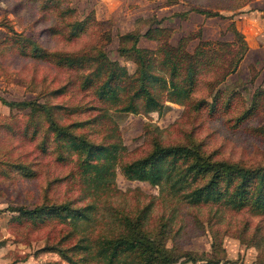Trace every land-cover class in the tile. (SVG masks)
<instances>
[{
	"label": "rangeland",
	"instance_id": "obj_1",
	"mask_svg": "<svg viewBox=\"0 0 264 264\" xmlns=\"http://www.w3.org/2000/svg\"><path fill=\"white\" fill-rule=\"evenodd\" d=\"M241 1L0 0V21L50 55L48 60L34 57L33 44L19 45L15 35L0 27V98L50 108L33 111L0 102V264H105L95 255L101 240L127 234L137 218L140 231L178 255L206 256L221 260L219 264H264V215L210 198L189 203L167 184L129 180L121 172L124 163L151 152L155 142L200 144L215 160L264 166V11H239ZM189 5L220 15H188ZM76 21H82L85 31L71 36L70 25ZM159 23L171 27L172 45L182 38L192 53L202 41L209 55L217 54L198 74L190 98L183 105L167 102L160 112H144L142 104L138 113L121 111L135 84L124 77L116 82L118 101L115 93L108 94V101L98 98L102 77L93 74L94 56L87 53L103 49L135 76L133 56L118 51L119 38L129 32L143 34ZM234 29L244 35L248 49L227 74L241 52ZM151 41L140 37L138 47L156 50ZM55 54L71 57L72 65L57 66ZM84 54L77 64V56ZM151 91L165 98L161 86ZM52 121L76 125L68 131L107 146L112 154L85 165L83 152L55 138ZM63 203L81 209L83 216L33 217L10 210ZM200 263L187 262L184 256L173 264ZM114 264H139V257L122 253Z\"/></svg>",
	"mask_w": 264,
	"mask_h": 264
},
{
	"label": "trees",
	"instance_id": "obj_2",
	"mask_svg": "<svg viewBox=\"0 0 264 264\" xmlns=\"http://www.w3.org/2000/svg\"><path fill=\"white\" fill-rule=\"evenodd\" d=\"M45 1L52 2L53 0ZM251 1L242 0L236 7L237 9L241 8ZM189 11H196V13L207 17L220 15L216 12L194 9L190 5ZM176 16L181 17L182 15ZM159 24L155 27H148L143 34L138 31L129 32L121 35L119 38L120 47L118 51L121 55L129 54L133 56V61L136 65L135 76H129L124 67L110 60L103 49L87 53L94 56L95 67L93 74L102 77L97 88L98 98L108 101V94L115 93L114 97L118 101L120 97L116 95V92L120 89H118L119 87L116 85V82L123 77L128 81H133L135 84L132 94L128 97V104L118 109L121 111L138 113V105L142 104L144 112H160L167 106L165 105L167 102L183 105L190 98L198 83V74H201L214 59L216 60L217 54L214 52L209 55L211 51L205 49L203 46L205 44L202 41L199 42L192 53L185 50V40L182 38L177 45H172L169 42V33L172 29L161 27ZM81 25L82 21L72 23L70 25V35L77 36L76 32L85 31L82 30ZM0 27L5 28L8 33L15 35L14 37L17 38L15 41L19 45L21 43L33 44L32 54L34 57L38 56L42 60L49 59L50 55L46 52H41L31 39L15 31L6 20L5 22L0 21ZM234 34L241 40V52L236 53L235 64L227 74L236 69V66L239 65L248 49L244 35L237 29H234ZM140 37L153 40L157 46L156 50L138 47L137 44ZM126 43L129 44L127 45ZM217 44L228 43L217 42ZM230 44L232 45L233 42H230ZM54 56V62L57 66H62V64L72 65L73 59L71 60V57L67 58L61 54H55ZM85 56L86 54L78 55L77 64H80ZM207 56L211 57L207 60ZM219 56L221 57V54ZM157 64L159 65L156 67ZM156 84L165 89V98L162 100L151 91ZM54 92H61V90L57 89ZM0 102L9 108L23 106L30 107L33 111L36 110V107L50 110L45 103L40 104L33 101L16 102L0 98ZM248 112L250 111H246V114ZM246 114L240 117V119H243ZM83 123L78 122L77 126ZM73 126L76 125L59 126L52 121L49 128L56 139L69 141L70 145L77 147V149L83 152L84 159L82 162H88L85 165H89L90 161L94 158L106 157L109 153L112 154V150L107 146L91 144L86 139L69 132L68 129ZM121 172L129 180L144 181L151 185L162 186L167 184L174 193L181 191L183 194L182 198L189 203L196 204L207 201L210 198L214 202H222L234 210L246 209L254 215H264V166L246 167L239 163L215 160L212 155L205 154L202 151L200 144L163 146L155 142L151 152L143 158L124 163L121 167ZM200 180H204V182L196 184ZM192 184L194 185L192 186ZM10 210L33 217L50 213L59 217L66 216L73 219L83 216L82 210L72 209L70 203L50 206L41 204L31 209L10 207ZM61 212H65V214L62 215ZM138 220L139 218L132 224V228L127 234H121L113 239L101 240L100 247L95 255L104 260L105 264L119 262L122 253L136 254L139 257V264H173L184 256L186 261H190L191 263H220L221 260L214 261L206 256H195L190 253L178 255L170 251L161 242L155 243L148 235L140 231ZM80 248L83 249L84 247ZM67 261L73 262L70 258H67ZM251 264L262 263L255 262Z\"/></svg>",
	"mask_w": 264,
	"mask_h": 264
},
{
	"label": "crops",
	"instance_id": "obj_3",
	"mask_svg": "<svg viewBox=\"0 0 264 264\" xmlns=\"http://www.w3.org/2000/svg\"><path fill=\"white\" fill-rule=\"evenodd\" d=\"M248 8L249 10H254V11H264V0H252L249 4L239 8L238 10L239 11H242L244 10L245 8ZM237 10V9H236ZM182 12H185V11H182ZM179 13V12H178ZM189 13H194L193 11L192 12H188V15ZM195 14H199V13H195ZM203 15V14H202ZM187 16V15H186ZM177 17V16H176ZM155 25V24H154ZM157 26V25H156ZM159 26L161 27H168V28H171L169 25H165V24H159ZM146 39V38H144ZM147 41H150L152 42L151 40L149 39H146ZM138 45V44H137Z\"/></svg>",
	"mask_w": 264,
	"mask_h": 264
}]
</instances>
